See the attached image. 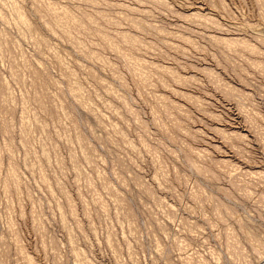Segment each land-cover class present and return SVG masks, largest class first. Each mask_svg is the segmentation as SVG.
<instances>
[{"label":"rangeland","instance_id":"obj_1","mask_svg":"<svg viewBox=\"0 0 264 264\" xmlns=\"http://www.w3.org/2000/svg\"><path fill=\"white\" fill-rule=\"evenodd\" d=\"M0 264H264V0H0Z\"/></svg>","mask_w":264,"mask_h":264}]
</instances>
